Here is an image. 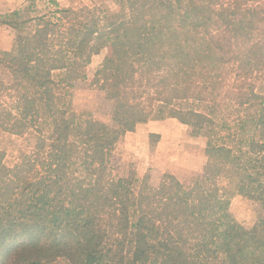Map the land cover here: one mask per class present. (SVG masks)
I'll return each mask as SVG.
<instances>
[{"label":"trees","instance_id":"16d2710c","mask_svg":"<svg viewBox=\"0 0 264 264\" xmlns=\"http://www.w3.org/2000/svg\"><path fill=\"white\" fill-rule=\"evenodd\" d=\"M109 1L0 15L15 32L0 52V126L22 135L43 115L52 129L13 167L0 151V264H264V94L250 83L264 71V0ZM103 50L96 82L112 126L80 118L58 91ZM222 80L236 116L220 111ZM166 118L207 137L204 174L112 177L120 138ZM222 177L259 203L252 227L231 214Z\"/></svg>","mask_w":264,"mask_h":264},{"label":"rangeland","instance_id":"374dc122","mask_svg":"<svg viewBox=\"0 0 264 264\" xmlns=\"http://www.w3.org/2000/svg\"><path fill=\"white\" fill-rule=\"evenodd\" d=\"M64 7L89 4L91 0H56ZM97 1V0H96ZM112 9L115 6L109 0H98ZM34 4V9L29 7ZM28 6L24 11L26 17L51 15L56 11L50 0H28ZM8 27V26H6ZM15 39V32L8 27ZM258 39L264 41L263 31L257 33ZM1 52V51H0ZM106 51H101L92 57L91 63L86 68V79L74 80L69 85L61 84L58 90L64 101L70 104L71 110L82 119L93 118L112 126L114 102L106 97L101 89L102 82H96V72L104 60ZM3 74L0 71V76ZM250 78V83L255 85V91L264 94V71L259 70L258 75ZM222 80L215 86L218 93V102L221 103L220 111L226 116H236L238 108L236 97L230 93L228 84ZM212 87V86H211ZM207 102H210L207 96ZM189 105L192 101L187 102ZM212 103V101H211ZM205 104H196L200 110ZM251 107L249 111H254ZM51 123L43 115L36 125L22 135L9 133L0 126V151L4 155V163L13 167L20 163L25 156L33 155L37 151V137L48 138L51 133ZM164 131V134H159ZM190 127L180 123L176 119L166 118L151 120L136 127L134 132L126 133L118 141L111 152L109 172L112 177L127 178L134 175L138 180L149 178L153 186H157L164 175H173L183 183H190L192 179L204 174L208 162L205 150L208 142L205 136H193ZM192 136V137H191ZM192 142H189V141ZM234 179L222 177L219 180L221 187L227 190L230 198V212L240 224L245 227L255 225L260 205L254 199L234 193ZM54 264H67L64 260H58Z\"/></svg>","mask_w":264,"mask_h":264},{"label":"crops","instance_id":"0c3cea01","mask_svg":"<svg viewBox=\"0 0 264 264\" xmlns=\"http://www.w3.org/2000/svg\"><path fill=\"white\" fill-rule=\"evenodd\" d=\"M27 2L28 0H0V15L7 14L16 10L24 11L28 7L26 5ZM13 46H14V37L11 35V31L8 29V27L0 25V51L1 52L11 51L13 49ZM159 134L161 135L164 134V131H161ZM189 142L192 141L190 140Z\"/></svg>","mask_w":264,"mask_h":264}]
</instances>
